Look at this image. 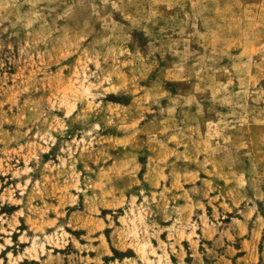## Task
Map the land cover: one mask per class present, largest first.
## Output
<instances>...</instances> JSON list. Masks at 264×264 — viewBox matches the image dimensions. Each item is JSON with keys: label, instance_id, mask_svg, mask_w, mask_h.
I'll return each mask as SVG.
<instances>
[{"label": "rangeland", "instance_id": "rangeland-1", "mask_svg": "<svg viewBox=\"0 0 264 264\" xmlns=\"http://www.w3.org/2000/svg\"><path fill=\"white\" fill-rule=\"evenodd\" d=\"M0 264H264V0H0Z\"/></svg>", "mask_w": 264, "mask_h": 264}, {"label": "bare ground", "instance_id": "bare-ground-1", "mask_svg": "<svg viewBox=\"0 0 264 264\" xmlns=\"http://www.w3.org/2000/svg\"><path fill=\"white\" fill-rule=\"evenodd\" d=\"M145 246H146V243H143V244H142V247H141L140 249H141V250H142V249L144 250V249H145Z\"/></svg>", "mask_w": 264, "mask_h": 264}]
</instances>
